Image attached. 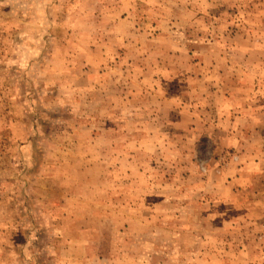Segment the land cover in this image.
<instances>
[{"label":"rangeland","instance_id":"1","mask_svg":"<svg viewBox=\"0 0 264 264\" xmlns=\"http://www.w3.org/2000/svg\"><path fill=\"white\" fill-rule=\"evenodd\" d=\"M0 264H264V0H0Z\"/></svg>","mask_w":264,"mask_h":264}]
</instances>
